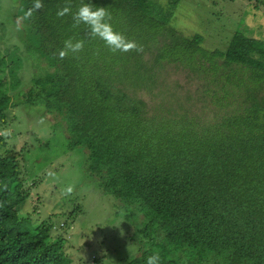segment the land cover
<instances>
[{"label":"trees","instance_id":"trees-1","mask_svg":"<svg viewBox=\"0 0 264 264\" xmlns=\"http://www.w3.org/2000/svg\"><path fill=\"white\" fill-rule=\"evenodd\" d=\"M33 2L18 0L15 18ZM83 2L42 0L44 8L16 29L26 53L48 70L24 94L4 80L20 59L7 65L0 57V126L23 105L40 106L61 125L117 214L137 220L136 251L125 264H146L155 253L160 264H264V42L235 31L225 48L204 47L202 35L171 26L180 0H168L167 9L154 0H90L144 49L112 54L86 26L57 17ZM69 38L83 39L84 50L61 59ZM173 67L193 92L175 88ZM19 163L16 154L0 156V264H72L49 221L34 226L20 217L29 191Z\"/></svg>","mask_w":264,"mask_h":264},{"label":"rangeland","instance_id":"rangeland-1","mask_svg":"<svg viewBox=\"0 0 264 264\" xmlns=\"http://www.w3.org/2000/svg\"><path fill=\"white\" fill-rule=\"evenodd\" d=\"M17 1L0 0V57L7 65L11 57L20 59L14 74L6 68L4 80L18 82L16 91L25 94L32 77L48 68L26 53L16 35ZM154 1L167 9L168 0ZM170 24L186 37L202 35L203 46L212 50L225 48L235 31L264 42V0H180ZM168 72L179 91L196 89L181 71L173 67ZM9 95L15 102L14 91ZM43 114L40 106H13L7 112V125L0 126L6 145L0 146V156L18 155L23 187L29 191L24 205L18 207L20 217H29L34 226L49 221L52 237L66 239L64 252L72 264H125L136 251L131 240L137 231L136 218L117 214L112 198L86 175L80 150L70 151L61 125ZM68 186L74 189L71 195H65ZM70 213L75 216L66 220Z\"/></svg>","mask_w":264,"mask_h":264},{"label":"clouds","instance_id":"clouds-1","mask_svg":"<svg viewBox=\"0 0 264 264\" xmlns=\"http://www.w3.org/2000/svg\"><path fill=\"white\" fill-rule=\"evenodd\" d=\"M44 8L42 0H34L33 5L27 9H22V15L17 18L16 29L20 31L24 27V22L33 18L34 14ZM58 18L70 16L72 21V28L79 29L81 25L86 26L88 30V37L90 40H100L104 46L112 53H128V52H143V46L137 44L134 40L128 39L124 34L114 30L112 26V15L106 7L94 6L90 0L83 2L73 11L70 4H66L60 8L56 13ZM85 41L83 39L76 40L69 38L64 41V47L59 52L61 59L67 57L69 54L73 58H78V54L84 50ZM74 189L68 186L65 189V195H71ZM146 264H160L159 253L150 255Z\"/></svg>","mask_w":264,"mask_h":264}]
</instances>
